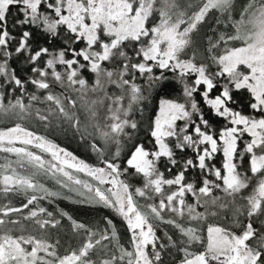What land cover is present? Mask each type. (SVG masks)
I'll use <instances>...</instances> for the list:
<instances>
[{
    "label": "snow or ice",
    "instance_id": "snow-or-ice-1",
    "mask_svg": "<svg viewBox=\"0 0 264 264\" xmlns=\"http://www.w3.org/2000/svg\"><path fill=\"white\" fill-rule=\"evenodd\" d=\"M235 13L236 0H0V119L35 118L45 127L55 120L116 146L105 158L92 143L103 165L92 166L19 122L0 130V153L7 154L0 199L9 201L0 204V264H164L171 249L178 264H264V0H246L238 18ZM210 19L231 31L208 37L198 59L193 34ZM32 28L52 39L63 29L64 47L33 50ZM21 54L31 65L27 80L9 64ZM85 73L93 76L91 84ZM177 89L159 99L152 148L133 144L122 169V138L130 141L126 130L137 128L133 113L143 111L153 93ZM241 90L253 114L232 107L233 93ZM69 92L79 94L83 123ZM211 116L223 127L213 129ZM189 151L191 157L180 155ZM218 155L219 167L212 163ZM162 160L167 172L176 169L170 178L160 170ZM130 169L142 187L133 190L121 179ZM190 170H198V181L187 179ZM42 178L116 213L130 233L129 246L120 243L111 219L100 230L63 211L77 242L65 247L53 240L49 229L61 221L38 202L60 197ZM21 194L26 203L13 206L10 198ZM22 221H30L31 230ZM161 224L173 234L158 235Z\"/></svg>",
    "mask_w": 264,
    "mask_h": 264
},
{
    "label": "trees",
    "instance_id": "trees-1",
    "mask_svg": "<svg viewBox=\"0 0 264 264\" xmlns=\"http://www.w3.org/2000/svg\"><path fill=\"white\" fill-rule=\"evenodd\" d=\"M246 3V0H236V13L234 14L235 17L238 18L239 10L241 6ZM16 15L15 9H12L11 16L9 18L10 22L12 17ZM33 33L32 40L30 43L32 44L33 50L38 49L39 47H48L53 51L59 50L60 48L64 47V36H63V29H61V35L56 38L52 39L44 34L41 30L32 28L30 29ZM13 34L19 38V30L17 28L12 29ZM221 31H231L230 27L226 28L224 23L217 24L215 20H207L206 23L200 26V31L198 33H194V40L196 41V46L199 49V56L205 55V49L207 47L208 37L216 38V36ZM12 48L15 47V41L12 42ZM76 47H80L77 45ZM10 67L15 70L17 76L22 80H27L29 76L32 75L31 72V65L27 63L26 57L24 54L19 56L13 55L12 58L9 60ZM86 79L89 81V84L93 82V76L90 73H85ZM28 91H33L31 85H28ZM53 91L57 94H60L63 90L59 86H54ZM110 92L118 91L114 88L109 89ZM177 90H169L164 93L156 94L153 93L150 99L145 102L142 106L143 111H136L132 115V119H135L137 122V128L127 129L126 131L131 133L132 139L129 141L127 138L124 139V144L122 147L121 155L119 157L118 162L121 164V168L123 169L126 167L124 161L130 155L132 151L133 144L140 143L146 145L148 143H152V138L150 135V123L151 120L154 119L156 112L158 111V104L159 99L163 97L172 98L177 94ZM218 90L214 91V95L217 94ZM19 92L17 91L16 95ZM68 95L72 96L73 99L77 100V109L75 110L77 115L79 116L80 120L85 122L86 113L83 108L80 107L82 101L79 99V94L69 92ZM234 99L236 103L232 105L233 108L242 111L243 113H252L251 109L248 106L249 101V94L246 90H241L239 92H234ZM89 96L94 98L92 93H89ZM8 97L5 98V103L7 102ZM199 99V97H197ZM27 103V100H25ZM39 107L44 108L45 105H39ZM105 110L101 108L98 112V121L101 125L105 123L104 121ZM207 118V117H206ZM21 123L23 126L29 128L30 130L36 132L39 135L46 137L47 139L51 140L52 142L56 143L62 148H65L72 154H74L77 158L84 160L90 165L94 166H103L100 164V158L98 157L97 153L93 151L91 144L96 143L99 147L103 148L105 151V158H109L116 150V146L114 144L105 145L102 140L99 139L98 136H81L80 132H77L75 129L70 127L67 123H61L57 126V122L53 120L51 126L45 127L42 122L38 119L32 118L29 120L24 121H17L14 119H0V130L6 129L9 127H13L15 123ZM210 123L212 124L213 129L219 130L224 125V121L220 120L214 116L210 117ZM89 131H93L89 128ZM7 154L0 153V163L3 162V157ZM187 157H191V151L180 154ZM10 159H14V157H9ZM222 156H217L212 163H214L217 167L221 165ZM241 168L248 167L247 157L240 162ZM160 170L165 172V175L169 178L175 173L176 169L172 170V173L167 172V167L169 165L166 164L165 161L160 162ZM134 170H129L128 174L122 176V179L127 180L128 183L132 185L134 190L135 187H142V180L139 176L133 174ZM186 177L188 180H199V172L198 170H190L186 173ZM42 183L45 184L47 188L51 191H55L59 193L60 198H49V200H41L39 201V206L45 207L49 212L53 213L54 219H59L61 221L60 225L57 228H50L49 232L52 236L53 240L59 239L61 245L67 246V244L72 243L75 244L77 241L73 239V233L71 229V221L67 219V217H62L60 212H66L72 219L76 220L77 222L84 223L85 225L91 228H98L100 230H104L108 228L106 223V218L111 219L113 224L115 225L116 231L120 238V243L123 244L125 247L129 246L130 241V233L127 229L126 224L124 221L112 210L106 209L100 206H96L93 204H89L87 202H80L82 197L77 195L75 191H69V189L61 188L59 185L55 183L54 180L50 178H42ZM73 188H78L79 186H72ZM250 191L249 190H246ZM219 195L220 193H215ZM136 199L140 200L141 203H144L142 198L137 197ZM51 201V202H50ZM8 200L0 199V204L8 203ZM10 202L13 206L20 207L24 203H26V198L24 195H15L10 198ZM33 206H29L32 208ZM202 210V209H201ZM29 209H24V214H27ZM15 216H19L20 214H14ZM167 215V214H166ZM243 219V218H242ZM25 226L29 227L31 230V222L30 221H22ZM257 225H259V221H257ZM168 231L170 235L173 234L174 230H171L167 225H159L158 235L163 236L164 232ZM104 243H108L105 241ZM63 251V248L61 249ZM163 261L164 264H178L179 261V254L176 252L175 249H171L166 251L163 254Z\"/></svg>",
    "mask_w": 264,
    "mask_h": 264
},
{
    "label": "rangeland",
    "instance_id": "rangeland-1",
    "mask_svg": "<svg viewBox=\"0 0 264 264\" xmlns=\"http://www.w3.org/2000/svg\"><path fill=\"white\" fill-rule=\"evenodd\" d=\"M244 114H253V113H244ZM254 115H257V116H259V114L257 113V114H254ZM245 139H248V137H245ZM146 148H152V143H148V144H146V145H144ZM241 147H242V145H241ZM65 149V148H64ZM33 151H36L35 149H32ZM66 150V149H65ZM66 151H68V150H66ZM69 152V151H68ZM74 155V154H73ZM92 166H94V165H92ZM79 175V177L82 179V180H85V181H90V178L89 177H87V176H85V175H83L82 173L81 174H78ZM121 179H122V177H121ZM93 183H95V182H93ZM106 187V186H105Z\"/></svg>",
    "mask_w": 264,
    "mask_h": 264
}]
</instances>
